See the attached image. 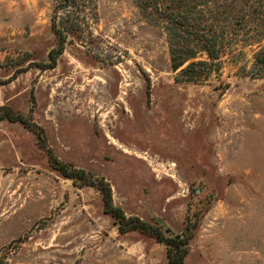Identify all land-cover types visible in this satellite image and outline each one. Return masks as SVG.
I'll return each mask as SVG.
<instances>
[{"label":"rangeland","instance_id":"obj_1","mask_svg":"<svg viewBox=\"0 0 264 264\" xmlns=\"http://www.w3.org/2000/svg\"><path fill=\"white\" fill-rule=\"evenodd\" d=\"M56 2L0 0V106L26 120L0 119V264H171L48 154L106 181L127 215L186 232L183 264H264L256 44L223 56L224 86L177 82L165 32L134 0H77L80 27L48 66Z\"/></svg>","mask_w":264,"mask_h":264},{"label":"trees","instance_id":"obj_2","mask_svg":"<svg viewBox=\"0 0 264 264\" xmlns=\"http://www.w3.org/2000/svg\"><path fill=\"white\" fill-rule=\"evenodd\" d=\"M143 18L159 25L166 35L170 54V66L177 70V82L210 81L214 87L226 85L221 78V59L238 43L256 44L251 74L264 76V0H134ZM77 0H57L54 5L52 29L55 46L49 50L48 66H54L57 56L64 49L68 33L79 26L74 10L80 7ZM66 9L57 20V11ZM0 119L19 120L26 123L21 114H13L8 107L0 106ZM51 164L65 177L82 184L94 185L101 194L103 210L117 225L120 233L137 230L148 233L156 241L166 244V256L171 264H183L187 253L189 235L186 232L166 233L161 226L137 215H127L113 203L110 185L95 179L81 168L68 167L52 154Z\"/></svg>","mask_w":264,"mask_h":264}]
</instances>
